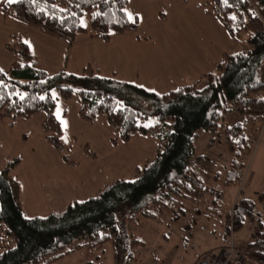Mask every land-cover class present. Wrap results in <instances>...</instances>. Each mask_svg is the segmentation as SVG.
I'll return each mask as SVG.
<instances>
[{
    "label": "trees",
    "instance_id": "1",
    "mask_svg": "<svg viewBox=\"0 0 264 264\" xmlns=\"http://www.w3.org/2000/svg\"><path fill=\"white\" fill-rule=\"evenodd\" d=\"M126 5L127 0H22L14 5L0 0V12L65 40V65L77 33L108 41L110 32L135 31L136 20L128 19ZM213 10L239 50L223 53L212 70L164 93L99 76L89 65L78 74L65 66L46 72L23 42L7 40L5 49L20 61L0 68V118L28 119L43 112L42 128L52 133L46 140L61 151V129L54 116L57 95L73 99L83 121L92 124L103 114L120 141L127 142L138 132L152 140L155 149L152 158L133 168L134 178L114 179L95 195L32 217L21 208L11 174L20 157L0 160V264H52L79 250L96 257L107 243L113 264H137L144 248L134 234L140 220L177 224L202 207L206 218L221 221V241L230 243L218 253L209 252V259L229 251L226 264H247L248 260L264 264V220L254 205L264 200V191L254 199L237 198L224 210L217 202L221 190L207 185L199 175L206 157L194 152L201 131L220 132L231 154L221 185L239 184L264 121V0H213ZM225 111L237 113L241 120L223 125ZM63 158L67 160L64 154ZM244 230L247 239L239 248L229 238Z\"/></svg>",
    "mask_w": 264,
    "mask_h": 264
},
{
    "label": "crops",
    "instance_id": "2",
    "mask_svg": "<svg viewBox=\"0 0 264 264\" xmlns=\"http://www.w3.org/2000/svg\"><path fill=\"white\" fill-rule=\"evenodd\" d=\"M128 13L136 20L135 31L110 32L108 41L77 33L64 65L65 40L0 12V68L7 69L20 61L5 49L7 40L13 37L27 46L46 72H56L65 66L69 72L78 74L89 65L99 76L164 93L212 70L223 53L234 54L239 50L218 22L213 0H127ZM55 97L54 116L61 129L58 136L61 151L46 140L52 133L42 128L43 112L28 119L0 118L1 160L20 157L11 174L18 185L21 208L28 217L59 211L44 203L48 186L54 187L53 191L73 187L80 199H84L98 193L105 183L131 174L155 149L152 140L138 132L127 142L120 141L116 129L103 114H98L89 124L78 116L73 99ZM140 221L134 233L140 234L145 223H152L146 219ZM156 225L153 231L157 238L172 229L189 230L185 225L173 227L165 222ZM135 235L144 242L143 251L146 242ZM247 264L255 261L248 260Z\"/></svg>",
    "mask_w": 264,
    "mask_h": 264
},
{
    "label": "rangeland",
    "instance_id": "3",
    "mask_svg": "<svg viewBox=\"0 0 264 264\" xmlns=\"http://www.w3.org/2000/svg\"><path fill=\"white\" fill-rule=\"evenodd\" d=\"M50 72L52 73L53 71ZM240 120L241 118L237 113L225 111L221 114L220 123L229 125ZM221 140L222 134L220 132L212 134L201 131L195 141L194 152L196 155L206 157L207 161L202 166L199 175L207 185L221 190L217 202H220V205L225 210L237 198L254 199L257 193L264 191V121L257 131L251 151L242 170V177L236 186L224 187L221 185L224 167H227L231 158L230 152ZM152 155L153 151L148 153L147 157L150 159ZM2 165L3 163L0 161V168ZM134 177L135 174L131 173L124 178L132 179ZM54 189L52 186H48L45 189L47 201L44 203H48L51 210H61L72 200L70 198L81 200V196H78V192L73 187H59L58 191H53ZM254 205L255 210L259 212L264 220V200L256 202ZM205 212L206 210L202 207L193 215L187 214L177 224H171L170 220L168 222L165 221V224L173 227L183 226L184 223L185 226H189V230L178 231L172 229L170 232L158 235V238L153 231V227L157 225L153 222L145 223L144 229L140 234L134 233L146 242V249L139 251L138 257L140 261L138 264H197L209 252L218 253L229 246L230 243L223 244L220 238L222 233L221 221L217 218H206ZM246 232L244 230L236 232V234L233 233L229 240L234 241L236 246L242 248L247 239L245 238ZM141 255L143 257L146 256L142 258ZM52 264H113V253L110 244L107 243L96 257H88L84 251L79 250Z\"/></svg>",
    "mask_w": 264,
    "mask_h": 264
},
{
    "label": "built area",
    "instance_id": "4",
    "mask_svg": "<svg viewBox=\"0 0 264 264\" xmlns=\"http://www.w3.org/2000/svg\"><path fill=\"white\" fill-rule=\"evenodd\" d=\"M230 258V252H222L220 257H215L209 259L207 256L202 257L197 264H226L227 260Z\"/></svg>",
    "mask_w": 264,
    "mask_h": 264
},
{
    "label": "snow or ice",
    "instance_id": "5",
    "mask_svg": "<svg viewBox=\"0 0 264 264\" xmlns=\"http://www.w3.org/2000/svg\"><path fill=\"white\" fill-rule=\"evenodd\" d=\"M21 2H22V0H7V3L10 5H14V4L21 3ZM227 2H228V0H225V3H227ZM127 15H128V19L130 21H132L133 23H135V20L133 19L132 14L128 13ZM232 19L235 20L236 17H232ZM20 99H23V96H21ZM61 123L64 125V127H67V124L64 121H61ZM65 142H67V140H65ZM262 223H264V222H262Z\"/></svg>",
    "mask_w": 264,
    "mask_h": 264
}]
</instances>
